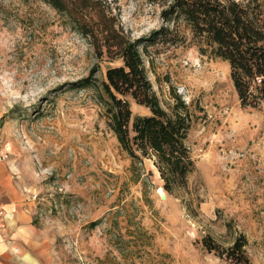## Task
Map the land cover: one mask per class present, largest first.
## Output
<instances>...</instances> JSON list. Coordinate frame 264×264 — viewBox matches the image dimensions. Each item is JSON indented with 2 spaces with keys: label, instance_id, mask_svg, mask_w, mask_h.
<instances>
[{
  "label": "rangeland",
  "instance_id": "374dc122",
  "mask_svg": "<svg viewBox=\"0 0 264 264\" xmlns=\"http://www.w3.org/2000/svg\"><path fill=\"white\" fill-rule=\"evenodd\" d=\"M106 1L133 39L170 27L178 40L148 44L145 60L162 105L170 109L172 91L189 105L196 167L167 192L154 160L122 147L95 91L75 85L122 61L100 58L45 0H0V143L25 167L60 258L232 264L202 238L225 248L245 234L251 264H264V107L241 105L228 61L202 50L183 20L168 21L166 5ZM130 102L133 116L150 114Z\"/></svg>",
  "mask_w": 264,
  "mask_h": 264
},
{
  "label": "trees",
  "instance_id": "16d2710c",
  "mask_svg": "<svg viewBox=\"0 0 264 264\" xmlns=\"http://www.w3.org/2000/svg\"><path fill=\"white\" fill-rule=\"evenodd\" d=\"M45 1L88 38L100 58L122 61L108 66L102 80L91 75L75 83L95 91L122 147L133 158H152L167 192L186 186L196 167L188 144L193 115L175 91L170 109L162 105L145 60L148 44L178 41L172 40L170 27L155 32L148 40L133 39L106 0ZM157 1L166 5L163 15L168 21L183 20L189 25L202 50L206 48L211 55L228 61L242 106L264 107V0ZM130 98L148 108L150 114L133 116ZM202 243L232 264H251L245 234L225 248L208 236L202 238Z\"/></svg>",
  "mask_w": 264,
  "mask_h": 264
},
{
  "label": "crops",
  "instance_id": "0c3cea01",
  "mask_svg": "<svg viewBox=\"0 0 264 264\" xmlns=\"http://www.w3.org/2000/svg\"><path fill=\"white\" fill-rule=\"evenodd\" d=\"M32 187L21 162L0 161V204L7 213L0 231V264H66L54 232L38 214Z\"/></svg>",
  "mask_w": 264,
  "mask_h": 264
},
{
  "label": "built area",
  "instance_id": "2783aa9c",
  "mask_svg": "<svg viewBox=\"0 0 264 264\" xmlns=\"http://www.w3.org/2000/svg\"><path fill=\"white\" fill-rule=\"evenodd\" d=\"M12 159V148L9 144L2 145L0 143V161H9ZM7 213L3 206L0 204V231L4 230L6 225Z\"/></svg>",
  "mask_w": 264,
  "mask_h": 264
},
{
  "label": "water",
  "instance_id": "95a60500",
  "mask_svg": "<svg viewBox=\"0 0 264 264\" xmlns=\"http://www.w3.org/2000/svg\"><path fill=\"white\" fill-rule=\"evenodd\" d=\"M162 196H163V197H165L166 195H165V194H163Z\"/></svg>",
  "mask_w": 264,
  "mask_h": 264
},
{
  "label": "bare ground",
  "instance_id": "6f19581e",
  "mask_svg": "<svg viewBox=\"0 0 264 264\" xmlns=\"http://www.w3.org/2000/svg\"><path fill=\"white\" fill-rule=\"evenodd\" d=\"M162 190V188H160V191Z\"/></svg>",
  "mask_w": 264,
  "mask_h": 264
}]
</instances>
